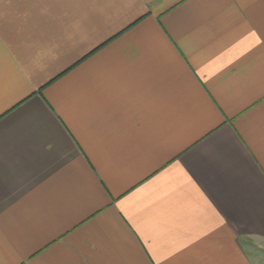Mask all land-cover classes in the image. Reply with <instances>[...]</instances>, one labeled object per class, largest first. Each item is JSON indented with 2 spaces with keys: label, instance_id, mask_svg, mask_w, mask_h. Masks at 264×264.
<instances>
[{
  "label": "crops",
  "instance_id": "1",
  "mask_svg": "<svg viewBox=\"0 0 264 264\" xmlns=\"http://www.w3.org/2000/svg\"><path fill=\"white\" fill-rule=\"evenodd\" d=\"M0 264H264V0H0Z\"/></svg>",
  "mask_w": 264,
  "mask_h": 264
}]
</instances>
